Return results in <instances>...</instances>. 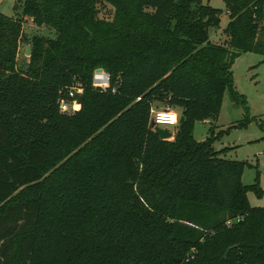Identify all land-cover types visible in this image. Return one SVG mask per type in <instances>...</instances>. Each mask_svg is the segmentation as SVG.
Instances as JSON below:
<instances>
[{
    "label": "trees",
    "instance_id": "obj_1",
    "mask_svg": "<svg viewBox=\"0 0 264 264\" xmlns=\"http://www.w3.org/2000/svg\"><path fill=\"white\" fill-rule=\"evenodd\" d=\"M222 2L225 46L208 40L220 10L203 0H15L19 16L0 13V264H264L247 164L213 149L222 132L193 136L226 91L241 98L234 61L264 57V0ZM27 19L56 37L33 38L20 70ZM71 88L80 108L63 114ZM157 103L181 109L172 141L151 127Z\"/></svg>",
    "mask_w": 264,
    "mask_h": 264
},
{
    "label": "rangeland",
    "instance_id": "obj_2",
    "mask_svg": "<svg viewBox=\"0 0 264 264\" xmlns=\"http://www.w3.org/2000/svg\"><path fill=\"white\" fill-rule=\"evenodd\" d=\"M15 0H0V13L7 17L19 16L20 8L13 9ZM204 5L220 10L219 28H210L208 40L213 45L225 46L227 38L223 29L229 22L228 13L222 0H203ZM20 5V4H19ZM99 16L113 17V11L108 6L98 5ZM21 41L18 47L16 65L20 70H25L29 57L25 55V47L31 53V41L33 38L42 37L54 39L55 31L45 26H35L31 20L23 22ZM234 90L241 96L233 100L229 91L223 97V103L218 117L204 122H195L193 136L197 142L204 141L211 135L219 134L213 144L215 151L227 149L220 157L224 160L244 162L242 184L255 185L259 190L246 193L249 207L264 209V57L254 53L240 55L233 63L232 68ZM244 101V103H243ZM69 104V102H66ZM171 110L180 117L181 109L165 104H154L153 110ZM246 121V126L233 128ZM231 128V129H230ZM230 129L228 132H226ZM177 128H169L172 141ZM258 172V175H256Z\"/></svg>",
    "mask_w": 264,
    "mask_h": 264
},
{
    "label": "built area",
    "instance_id": "obj_3",
    "mask_svg": "<svg viewBox=\"0 0 264 264\" xmlns=\"http://www.w3.org/2000/svg\"><path fill=\"white\" fill-rule=\"evenodd\" d=\"M93 86L105 90L109 86V76L107 73H105L103 70L101 73H93L92 76ZM82 90L80 88H71L67 92V98L71 101H67L66 99H61L59 101V110L63 114H72L79 110L80 106L79 104L73 100L75 94L81 93ZM66 102H69L67 104ZM175 117V122H171L169 117ZM178 114L175 112L167 109V110H152L151 111V121L154 122V126H158L160 128H166L169 130V128H175L178 124ZM241 218L237 217L233 221H227L226 225L230 226L232 223H238L240 222Z\"/></svg>",
    "mask_w": 264,
    "mask_h": 264
},
{
    "label": "water",
    "instance_id": "obj_4",
    "mask_svg": "<svg viewBox=\"0 0 264 264\" xmlns=\"http://www.w3.org/2000/svg\"><path fill=\"white\" fill-rule=\"evenodd\" d=\"M25 55H27L28 57H30V50L28 47H25ZM102 69L98 68L95 70V73H101ZM151 127L153 129V132L155 133V135L160 139V140H164L167 141L168 139L172 138V133L166 129V128H160L158 126H154V122L151 121Z\"/></svg>",
    "mask_w": 264,
    "mask_h": 264
},
{
    "label": "clouds",
    "instance_id": "obj_5",
    "mask_svg": "<svg viewBox=\"0 0 264 264\" xmlns=\"http://www.w3.org/2000/svg\"><path fill=\"white\" fill-rule=\"evenodd\" d=\"M169 119H170L171 122H175V117L174 116L173 117H169Z\"/></svg>",
    "mask_w": 264,
    "mask_h": 264
},
{
    "label": "crops",
    "instance_id": "obj_6",
    "mask_svg": "<svg viewBox=\"0 0 264 264\" xmlns=\"http://www.w3.org/2000/svg\"><path fill=\"white\" fill-rule=\"evenodd\" d=\"M221 156V155H220ZM222 156H223V154H222Z\"/></svg>",
    "mask_w": 264,
    "mask_h": 264
}]
</instances>
